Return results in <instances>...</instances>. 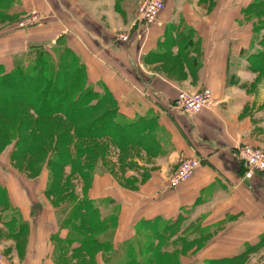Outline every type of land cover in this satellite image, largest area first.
<instances>
[{
    "label": "crops",
    "instance_id": "obj_1",
    "mask_svg": "<svg viewBox=\"0 0 264 264\" xmlns=\"http://www.w3.org/2000/svg\"><path fill=\"white\" fill-rule=\"evenodd\" d=\"M127 1L11 0L0 9V20L11 26L10 37L0 40V47L11 49L0 58L61 43L85 64L95 90L112 96L114 102L101 108L116 111L127 136L122 143L112 134L98 140L106 141L110 152L131 154L108 167L99 164L88 197L119 206V233H125L116 228L114 247L131 238L141 221L160 218L173 224V239L205 237L190 264L224 259L264 264V174L246 176L238 156L241 146L264 149V75L255 68L264 45L245 11L253 0H166L147 29L136 23L141 0H130L129 7ZM33 10L47 21L13 27ZM119 31L128 40L119 39ZM174 58L177 62L167 64ZM204 87L215 94L213 109L187 112L175 104L179 89ZM186 157H198L200 165L187 181L172 185L171 176ZM7 186L19 216L0 205V227L9 231L3 237L8 242L26 234L25 264H58L69 229L55 214L36 212L34 199L25 201L24 185Z\"/></svg>",
    "mask_w": 264,
    "mask_h": 264
},
{
    "label": "trees",
    "instance_id": "obj_2",
    "mask_svg": "<svg viewBox=\"0 0 264 264\" xmlns=\"http://www.w3.org/2000/svg\"><path fill=\"white\" fill-rule=\"evenodd\" d=\"M3 2L0 0V9H2ZM263 2L264 0H253L245 10L246 15L251 9L263 6ZM261 10L258 15V28L260 29L264 28V11ZM261 42L264 45V38ZM32 50L34 52L30 55L0 58V113L7 111L10 106L27 103L28 108L34 110L39 116L63 114L68 121L76 123L73 129H66L61 134L50 133L49 137L47 136L48 143H44V146L35 144L32 137L18 139L19 150L23 152L40 151L49 156L52 170L51 183H53L56 168L67 165L74 171L89 168L91 156L95 153L86 143L89 139L98 140L110 134L115 135L114 131L124 129L126 124L118 120L119 116L113 109H104L95 119L88 117L92 113L96 115L101 105L112 104L114 101L107 92L100 93L95 90L93 84L88 82L87 68L72 48H65L59 43L52 48L37 47ZM257 59L255 68L264 70V51L259 52ZM80 119H85V121L79 124L77 121ZM20 124L21 130H25L33 123L23 119ZM114 124L117 126L115 127ZM49 146L50 149H48ZM56 171L59 173L58 169ZM79 171L77 172L83 176L84 173ZM62 182L63 175L59 173L54 192L64 193L65 196L60 201L64 204H74L75 210L72 209L62 221L60 220L62 227L71 229V234L59 246L58 264L69 259L67 252L72 251V254H76L80 251H88L89 247L105 252L104 264L174 263L176 257L173 254L179 248L171 251H161L159 248L160 242L166 237L169 238L174 226L160 218L142 221L141 223L148 224L144 228L146 233L137 230L131 238L124 240L116 247H114V234L112 238L108 233L100 237L101 232L95 235L90 233L89 236L81 235L78 230L84 225L101 226L102 228L104 224L111 221V215L108 216V220L105 217L101 218L98 205L91 199L86 198L80 202L72 200L71 203V198L67 197V189L62 186ZM64 188L65 191H63ZM50 191H52L51 188ZM6 196V189L0 183V205L4 209L7 207L3 205L7 200ZM6 224L12 231H16L9 222L6 221ZM19 228L23 231L24 224H19ZM153 239L158 240L156 245ZM177 240L181 241V238ZM221 262L212 261L208 264H221ZM92 264L100 263L93 259Z\"/></svg>",
    "mask_w": 264,
    "mask_h": 264
},
{
    "label": "rangeland",
    "instance_id": "obj_3",
    "mask_svg": "<svg viewBox=\"0 0 264 264\" xmlns=\"http://www.w3.org/2000/svg\"><path fill=\"white\" fill-rule=\"evenodd\" d=\"M246 3L250 0H244ZM11 0H9L7 3H10ZM134 2V0H132ZM132 2L128 0L126 2V5L129 7L132 5ZM6 3V4H7ZM264 3V2H263ZM5 4V3H4ZM5 4V5H6ZM140 4V3H139ZM139 7V6H138ZM261 7V8H260ZM256 7L254 9H251L250 13L246 15V22L252 23L254 26L255 38L256 40L264 38V28L260 29L258 28L259 25V16L260 10L263 9L264 11V4L263 6ZM262 11V10H261ZM39 13L40 20L38 25L43 24L47 21V15L42 13L41 11L33 10L26 14H24L19 20L16 21V24L13 26L15 29H28V28H21L18 26V22L25 16L30 15L32 13ZM6 20H0V39L1 41L4 39L6 35L9 36L8 33H10L11 26L6 23ZM37 26V25H36ZM122 31L118 32V35L122 34ZM7 36V37H8ZM10 37V36H9ZM119 37V36H118ZM119 39H121L119 37ZM122 40V39H121ZM9 48L7 45L0 47V53L7 51ZM262 51V50H260ZM34 50H30L28 52H25L24 54H17V55H10V57H21L30 55L33 53ZM176 58L173 60H170L167 62V64L175 63ZM259 75L263 76L264 70H259ZM260 76V77H261ZM257 78L255 80L256 82L260 79ZM201 90V89H200ZM199 90V91H200ZM184 92L189 97L193 96L195 93L199 91H192L190 89H179L178 95L180 92ZM213 93L214 98V105L209 108L204 109H213L218 104L215 94ZM103 108H99L98 111L95 113H92L90 116H88L90 119H95L98 114H101ZM25 120L28 122L32 121V125L29 126L28 129L21 130L20 123L21 120ZM85 119H80L77 121V123H83ZM76 123H71L67 120V118L63 114H51L47 116H39L35 114L34 110L31 108H28L27 103L16 105V106H10L7 111L0 113V183L5 187L6 189V198L7 200L4 201L3 205H7L5 210L10 209V211H13V215L19 216V212L17 211V214L15 210H18L17 208H14L12 206V203L9 198L8 194V186L7 183H16L20 185H24L26 188V200L28 202L29 198L32 197L34 199V208L35 211L38 212L41 210V208L46 212L48 215H56L61 221L65 217V215L70 212L72 209L75 210L74 204H64V202H61L60 200L63 199L65 196L62 192H54L56 191V182L58 178V174L61 173V176L63 175V182L62 186L67 189V197L70 196L71 203L72 200L74 201H83V199H90L88 197V191L91 187L93 177L95 173H97L98 168L102 167L99 166L105 165L106 167L109 166V164H113L118 161V159H121L122 156L125 154H131V152H122L115 150L113 152H110L108 148V143L103 140H95V139H89L87 142L88 145H90L91 149H93V156H91V161L89 163V168H84L83 170L77 171L84 173L83 176L80 175L77 171H74L73 168H71L69 165L56 168L58 169L59 173H57L56 169L53 175V183H51L52 179V170L51 166L49 164V156L40 153V151H31V152H23L20 149V147L17 145L18 139L21 137H32L35 144L38 146H44V143H48L47 136L49 137L50 133H54L56 135L61 134L66 129H73L74 125ZM116 127L117 125L114 124ZM120 129H117L114 131V134L119 137L121 141H123L124 137L127 136V133L121 132ZM19 148H18V147ZM17 147V149H16ZM50 149V146L48 147ZM113 156V159H111L110 156ZM110 157V158H109ZM111 160V161H109ZM174 176V174L171 176ZM170 179V181H171ZM51 186V187H50ZM50 188L52 191H50ZM65 188L63 191H65ZM26 202V203H27ZM70 202V201H69ZM99 208L100 217L105 219L108 218V216L111 215V221H108L106 224H104L101 228V226H87V222L85 223L81 229H79V233L83 236H89L91 233L92 235L98 234L101 232L100 237H102L105 233H108L109 236H113V234L116 231L119 233L120 229V215L118 214L119 206H112L109 204L108 199H102L94 201ZM101 202V203H100ZM121 214V213H120ZM8 215V214H7ZM108 220V219H107ZM144 221V220H143ZM0 222L1 215H0ZM142 222V221H141ZM137 226L136 229H134V234L137 230H141V233H146L145 227L148 226L147 223H141ZM60 225H62L61 222H59ZM12 225V224H11ZM14 225V224H13ZM12 225V226H13ZM1 226V224H0ZM128 226V225H127ZM101 228V229H100ZM130 228V226H129ZM127 228V229H129ZM139 228V229H138ZM5 235H9V231L5 228L0 227V254L3 255V259L8 264H25V262L22 260V256L24 255L23 250V243L25 242V239L27 238L26 234L23 233L20 237L17 236L19 239L15 241H6ZM125 230L120 231V235L124 234ZM71 234V229L69 228V234ZM145 236V235H144ZM119 239L123 238L122 236H118ZM169 238H164L163 241L160 242V250L165 251H171L174 248H179V250H176L173 254L176 258L174 260L173 264H190L197 258V251L202 249L205 246V237L197 238L194 241H191L192 239L186 238V239H173V237L168 236ZM21 238V239H20ZM155 238V237H153ZM145 239V238H144ZM121 240V239H120ZM156 245L158 240L153 239ZM175 241V242H174ZM121 242H124L122 240ZM119 242V243H121ZM118 243V244H119ZM117 244V245H118ZM16 248V249H15ZM181 248V249H180ZM196 250L195 252L191 251ZM109 252V250H108ZM179 252V254H178ZM72 251H70L68 255V260L62 264H92L93 259H96L100 264H104V255L101 250L89 247L88 251H80L79 253L72 254ZM110 253V252H109ZM163 253V252H162ZM185 257V258H183ZM188 257L191 259L189 260ZM183 258V260H182ZM177 261V262H176ZM204 261H199L197 264H202ZM230 262V263H229ZM238 261L232 260L229 261L228 259H224V261L221 262V264H234Z\"/></svg>",
    "mask_w": 264,
    "mask_h": 264
},
{
    "label": "built area",
    "instance_id": "obj_4",
    "mask_svg": "<svg viewBox=\"0 0 264 264\" xmlns=\"http://www.w3.org/2000/svg\"><path fill=\"white\" fill-rule=\"evenodd\" d=\"M165 8L166 0H141L137 11L136 23L147 29L158 21L159 16ZM39 20V13L34 12L23 17L18 22V26L21 28H31L38 25ZM119 37L126 41L129 36L127 33H122ZM175 104L187 112H197L201 109L209 108L214 105L212 89L204 87L191 97L181 91L175 100ZM238 156L247 167L248 172L246 176L251 177L255 171L264 174V149L250 145L241 146L238 148ZM199 165L200 159L198 157L184 158L171 179L172 185H179L187 181L192 177ZM0 264H8L1 254Z\"/></svg>",
    "mask_w": 264,
    "mask_h": 264
}]
</instances>
